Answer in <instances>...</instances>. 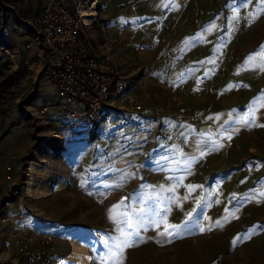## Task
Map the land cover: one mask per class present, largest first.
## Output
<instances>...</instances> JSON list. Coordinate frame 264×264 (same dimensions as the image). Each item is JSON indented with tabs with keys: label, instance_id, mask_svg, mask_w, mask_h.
<instances>
[{
	"label": "rangeland",
	"instance_id": "374dc122",
	"mask_svg": "<svg viewBox=\"0 0 264 264\" xmlns=\"http://www.w3.org/2000/svg\"><path fill=\"white\" fill-rule=\"evenodd\" d=\"M42 1L0 0V179L10 164L20 189L0 210V250L14 233L51 232V264H264L261 0H98L107 29L89 0L92 34L80 15L82 34L95 46L103 26L117 39L110 52L96 47L141 106L75 127L44 70L24 76ZM3 184L0 200L13 187ZM122 200L145 229L112 257L119 229L132 231L110 218ZM163 219L181 228L167 236L147 223Z\"/></svg>",
	"mask_w": 264,
	"mask_h": 264
},
{
	"label": "built area",
	"instance_id": "2783aa9c",
	"mask_svg": "<svg viewBox=\"0 0 264 264\" xmlns=\"http://www.w3.org/2000/svg\"><path fill=\"white\" fill-rule=\"evenodd\" d=\"M88 1L43 0L33 22L37 29L32 40L25 44L27 50H34V54L24 59V76L27 77L28 71L37 68L44 70L56 85L57 93L61 97L58 113L69 119L65 123L70 127L99 120L105 111L120 106H141L136 94L127 86L121 69L107 52L96 47L101 45L110 52L112 48L119 46L117 39L103 26V39L95 46L82 34L81 14L76 7L86 5ZM48 111L46 105L39 109L41 113ZM14 158L15 154L10 155V159ZM13 170L12 165L6 164L4 177L0 179V187H3V181L6 180L13 185L0 200V210L8 208L10 201L20 192L17 179L12 177ZM17 216L23 217V214L20 212ZM7 221L5 217H0L1 224ZM54 241L51 232L14 233L10 242L12 246L8 245L0 251V263L51 264Z\"/></svg>",
	"mask_w": 264,
	"mask_h": 264
},
{
	"label": "snow or ice",
	"instance_id": "6c2138e0",
	"mask_svg": "<svg viewBox=\"0 0 264 264\" xmlns=\"http://www.w3.org/2000/svg\"><path fill=\"white\" fill-rule=\"evenodd\" d=\"M261 3L264 4V0H261ZM211 30V29H209ZM258 55L264 56V46H262L261 52L258 53ZM253 57H249V60H251ZM261 107H264V103L260 104ZM126 199V198H125ZM123 205V200L117 204V205H113L112 209H110V218H112L113 220H116L118 223H123L126 224L128 229H131L132 231H125L123 228L119 229V237L116 238V242H114V247L116 249V251H112L111 252V256L112 257H117L120 253L123 252V249L126 247H131L132 246V238L139 237V231L144 230L145 229V221L141 220V221H136L134 222L129 216L128 214L125 213H121L120 212V208ZM227 211V209H226ZM148 224L151 223H155V226L157 228L160 227L161 224H163L164 226V231L161 232V235H167V236H172L173 235V231L170 230H179L181 228V225L178 224H171L169 222H167L166 219L163 220H159V221H148ZM219 223V222H217ZM201 231H203L204 229L201 228ZM237 239H240V237H237ZM233 243H236V240L233 241ZM114 264H118L117 261H114Z\"/></svg>",
	"mask_w": 264,
	"mask_h": 264
},
{
	"label": "crops",
	"instance_id": "0c3cea01",
	"mask_svg": "<svg viewBox=\"0 0 264 264\" xmlns=\"http://www.w3.org/2000/svg\"><path fill=\"white\" fill-rule=\"evenodd\" d=\"M95 2H97L96 4L99 6V9L101 10V12H102V18H101V20H102V22H103V25H104V23L106 22V24H108V22H109V18L107 17V15H108V13H107V5L106 6H104V5H102L98 0H95ZM118 3V2H117ZM116 3V5H115V14L113 15V17L118 13V12H120V9H121V6L120 5H118ZM85 6V5H84ZM84 6H77L76 7V9L79 11V13L82 15V22H83V24H82V30H83V32H85V31H87V34H92L91 32V30H89V29H91L90 28V26H92L93 24L91 23L92 22V20L90 19V17H88L85 13V11H84ZM82 7V8H81ZM18 20H19V18H18ZM91 21V22H90ZM153 25V24H152ZM104 27H106V29H107V26H105L104 25ZM153 27H155L154 25H153ZM34 33V32H33ZM86 34V33H85ZM86 34V35H87ZM95 34H97V33H95ZM33 35V34H32ZM114 36V35H113ZM116 37V36H115ZM16 50L18 51V48H16ZM143 49H139V57H140V59H142V60H145V61H149V59H150V56L152 55V53H151V51H147V53H146V51L145 50H143ZM32 73V75L33 74H35L36 75V72H31ZM132 91L135 93V90L134 89H132ZM136 94V93H135ZM121 108V106L120 107H118L117 109H113V111H115V110H119ZM122 108H124V107H122ZM2 240V242H4L3 241V239H1ZM10 242H11V239H10ZM5 247H7L8 246V244H6V245H4ZM4 246H2V247H4ZM1 248V247H0ZM4 249V248H3ZM2 249V250H3ZM1 251V250H0Z\"/></svg>",
	"mask_w": 264,
	"mask_h": 264
},
{
	"label": "trees",
	"instance_id": "16d2710c",
	"mask_svg": "<svg viewBox=\"0 0 264 264\" xmlns=\"http://www.w3.org/2000/svg\"><path fill=\"white\" fill-rule=\"evenodd\" d=\"M40 7H41V6H40ZM39 10H40V9H39ZM39 10H38V12H39ZM19 13H20V11H19ZM22 14H23V15H26L27 13H25V12L23 13V12H22Z\"/></svg>",
	"mask_w": 264,
	"mask_h": 264
},
{
	"label": "water",
	"instance_id": "95a60500",
	"mask_svg": "<svg viewBox=\"0 0 264 264\" xmlns=\"http://www.w3.org/2000/svg\"><path fill=\"white\" fill-rule=\"evenodd\" d=\"M205 126V125H202V127Z\"/></svg>",
	"mask_w": 264,
	"mask_h": 264
}]
</instances>
